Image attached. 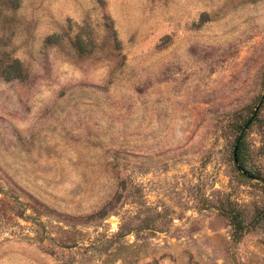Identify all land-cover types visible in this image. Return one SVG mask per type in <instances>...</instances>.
<instances>
[{
    "label": "rangeland",
    "instance_id": "374dc122",
    "mask_svg": "<svg viewBox=\"0 0 264 264\" xmlns=\"http://www.w3.org/2000/svg\"><path fill=\"white\" fill-rule=\"evenodd\" d=\"M263 94L264 0H0V264H264Z\"/></svg>",
    "mask_w": 264,
    "mask_h": 264
},
{
    "label": "water",
    "instance_id": "95a60500",
    "mask_svg": "<svg viewBox=\"0 0 264 264\" xmlns=\"http://www.w3.org/2000/svg\"><path fill=\"white\" fill-rule=\"evenodd\" d=\"M263 104H264V94H263V96H262V98H261V100H260L258 106L256 107V109H255L253 115L251 116V118L249 119V121L247 122V124L244 126V128H243L242 131L240 132V135H239V137H238V139H237V142H236V146H235V149H234V154H233V156H234V162H235V164H236V166H237V169H238L239 171L241 170V168H240L239 165H238V151H239L240 143H241L242 139L244 138V135L246 134L247 130L252 126V124L254 123L255 119L257 118V115H258V113H259L261 107L263 106ZM243 174H244L247 178H249V179H252V180L255 179L254 177H252V176H250V175H247V174H245V173H243Z\"/></svg>",
    "mask_w": 264,
    "mask_h": 264
},
{
    "label": "trees",
    "instance_id": "16d2710c",
    "mask_svg": "<svg viewBox=\"0 0 264 264\" xmlns=\"http://www.w3.org/2000/svg\"><path fill=\"white\" fill-rule=\"evenodd\" d=\"M244 152H245V144H244V140L242 139L238 151V163L241 164V170L246 171V173L249 174V170L247 169L246 164L244 162Z\"/></svg>",
    "mask_w": 264,
    "mask_h": 264
}]
</instances>
